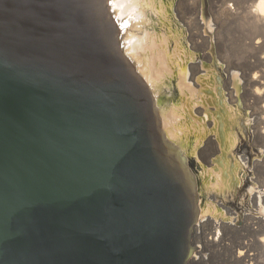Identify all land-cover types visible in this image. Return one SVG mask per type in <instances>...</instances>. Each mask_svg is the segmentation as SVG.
<instances>
[{
  "label": "water",
  "instance_id": "1",
  "mask_svg": "<svg viewBox=\"0 0 264 264\" xmlns=\"http://www.w3.org/2000/svg\"><path fill=\"white\" fill-rule=\"evenodd\" d=\"M112 3L0 0V264H193L203 198L127 43L168 30Z\"/></svg>",
  "mask_w": 264,
  "mask_h": 264
},
{
  "label": "bare ground",
  "instance_id": "2",
  "mask_svg": "<svg viewBox=\"0 0 264 264\" xmlns=\"http://www.w3.org/2000/svg\"><path fill=\"white\" fill-rule=\"evenodd\" d=\"M198 1L197 13L181 18L184 35L171 27L168 1L113 0L112 7L120 19L143 23L153 11L168 30L157 50L147 31L128 33L127 43L167 89L172 138L203 198L193 264L207 259L200 244L216 246L222 264H264V0H206L209 12ZM205 220L214 221L209 232ZM220 227L237 232L233 243Z\"/></svg>",
  "mask_w": 264,
  "mask_h": 264
},
{
  "label": "rangeland",
  "instance_id": "3",
  "mask_svg": "<svg viewBox=\"0 0 264 264\" xmlns=\"http://www.w3.org/2000/svg\"><path fill=\"white\" fill-rule=\"evenodd\" d=\"M164 1H168V2L171 3V6H168V9L170 10V11H168V14L170 16L169 22L172 25L171 27L174 30L176 29L178 31H182V34L184 35L185 26H184V22L181 21V18L183 20H185V19L188 20V18L191 16V14L195 15V13H197V10H198V7H199V3H198L199 1L198 0H164ZM195 2H196V4H195ZM193 4H195V5H193ZM191 5H193V6H191ZM208 5L209 4H207V1L205 0L204 6H205V8L208 9L207 11L209 12V8H208L209 6ZM178 11H179V13H178ZM181 15H182V17H181ZM172 103H174V102L172 101ZM245 137L247 138L246 134H245ZM254 153L257 154V150ZM233 215L234 214H230V215L227 214V216H231V217L235 216V215L234 216ZM205 221L208 224H205L206 227H205V225L203 227H205V231L209 232L215 226L214 221L213 220H209L211 222H209L208 220H205ZM209 226H210V229H209ZM220 231H221V235L224 236V239L226 241H228L230 243L234 242V240L236 238V235H237L236 231H232L231 229H224L222 227H220ZM200 245H201L200 248L204 249V250L203 249L202 250L200 249V250L202 252L206 253L208 256L206 255L207 259H200L201 257H198V261L195 262L194 264H222V255L220 254V252H218V251H216V249H214V248H217L216 246L211 247V246L208 245V247H207V245L206 246L202 245V244H200ZM196 255L199 256L198 254H196Z\"/></svg>",
  "mask_w": 264,
  "mask_h": 264
}]
</instances>
